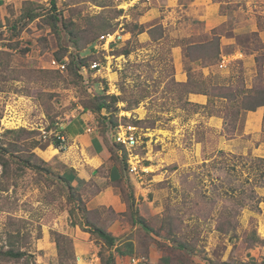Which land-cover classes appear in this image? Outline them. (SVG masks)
Returning a JSON list of instances; mask_svg holds the SVG:
<instances>
[{"label": "rangeland", "instance_id": "1", "mask_svg": "<svg viewBox=\"0 0 264 264\" xmlns=\"http://www.w3.org/2000/svg\"><path fill=\"white\" fill-rule=\"evenodd\" d=\"M237 1L242 8L229 5V19L211 26L192 0H57L56 10L51 0H5L0 249L19 256L0 264H80V257L107 264L112 254L115 264H135L133 257L138 264L264 262V242L250 239L255 231L264 239V187L243 206L239 189L249 187L243 157H264V129L249 134L244 109L229 121L234 102L221 95L233 91L246 101L264 86V39L253 29L255 21L264 27V15H247L264 0ZM215 38L221 56L211 63L204 57L216 53L206 47ZM84 111L127 167L135 204L122 215L86 211L80 187L55 156L67 150L53 144L62 124ZM125 132L134 145L117 139ZM231 138L237 141L226 148ZM230 186L237 190L229 193ZM63 226L84 235L58 242ZM97 227L132 242L134 254L118 256L92 233Z\"/></svg>", "mask_w": 264, "mask_h": 264}, {"label": "crops", "instance_id": "2", "mask_svg": "<svg viewBox=\"0 0 264 264\" xmlns=\"http://www.w3.org/2000/svg\"><path fill=\"white\" fill-rule=\"evenodd\" d=\"M248 1L250 4L251 0ZM263 2H253V7L256 9H253L250 5L247 15L250 14L251 18L257 13L264 15ZM192 3L197 8V12L199 14L202 13L203 18L211 26L222 24L229 19L230 14H233L228 9L229 5L235 6L237 10L242 8L237 0H192ZM4 4L5 0H0V9ZM261 14L260 16H262ZM253 29L258 30L264 39V27H260L259 21L254 22ZM224 37L226 36L224 35ZM195 99L201 100L199 97H195ZM88 116H90V111H84L83 113H79L77 118L62 124V137L66 139L65 147L67 150L61 151L60 149H55L58 151L55 156L65 167L67 166L68 174L73 176L72 184L80 187L83 200L89 210L108 208L113 210L117 215H122L127 211L126 202L123 200L121 193L122 185L124 186L125 183L124 181H118V179L122 178L124 170L117 159L111 158V152L107 143L100 133H95L93 124L88 120ZM263 119V107L254 111H248L247 120H245L246 131L249 134H256L262 131ZM213 122H215L214 125L218 128L223 126L222 119L218 116L213 117ZM236 141V138L226 140L225 147H233ZM73 154H75L76 158H73ZM82 155L85 157H82ZM69 157L72 158L71 162L67 160ZM116 188L120 189L119 193L115 191ZM62 229L74 241L77 240L78 235H84L79 230V227L63 226ZM118 246L121 247L125 256L134 254V250L131 254V249L123 247L124 245L121 242ZM118 256L124 255L119 254ZM90 262L91 260L88 257H80V264H90Z\"/></svg>", "mask_w": 264, "mask_h": 264}, {"label": "trees", "instance_id": "3", "mask_svg": "<svg viewBox=\"0 0 264 264\" xmlns=\"http://www.w3.org/2000/svg\"><path fill=\"white\" fill-rule=\"evenodd\" d=\"M51 5H52L51 9L56 10L57 9V0H51ZM37 15L38 14L36 12H34L31 15L30 18L33 19ZM211 46H215V48L217 49L216 53L215 54L207 53L205 55L204 59L206 61L207 60L208 61H213L211 63H214V61L217 58L219 59L218 56H221V48H220L219 40L217 38H215V39L209 41L207 43L206 47H211ZM199 91L200 90H198V89L197 90H191V92H194V93H202L201 91L200 92ZM250 92H251V94H249V99L246 100V101H244L245 98L242 99V100H238L239 93H234L233 91L231 93H229V92L228 93H224V92L221 93V95L226 96V98H228V99L232 100V102H234V106H235L234 110L235 111H233L234 113H231L229 121L234 122L236 120L237 115L239 113V109H244L245 111H250V110L254 111V110H257L260 107L264 108V86H260L259 85V86H257L256 89H253ZM207 93H211V92H208V90H207L206 94ZM104 106H106L105 102L101 103L98 106L99 111H101V109ZM221 117L224 118L225 127H226L228 125V118H227L226 115L221 116ZM263 129H264V119H263ZM7 132H9V133H19V132L22 133L21 130H19V131L8 130ZM23 132H25V131H23ZM62 136H63V134H61V136L59 137L60 140L58 139V140L53 142V144L56 147H59V146L63 147L64 144L66 143V139L62 140V138H61ZM101 136L103 137V139L105 140V142L108 145V148H109V150L111 152V158L117 159L121 163L122 168L124 170V175L122 176V178L118 179V181H120V182L124 181V183H125L124 186L122 185V192L121 193H122L123 200L126 202V204L128 205V208L130 209V204H132V205L135 204V194H134V192H132L130 190V188L128 187V184L125 181L127 179V176H128L127 167H126V165L124 164V162L122 160H120L118 157L117 158L114 157V154L111 151V148L109 146L108 139H106V137L103 136L102 134H101ZM229 136H233V135H229ZM33 145L36 146L35 144H33ZM222 153H223V151H222ZM33 156H36V155L33 154ZM243 158H244V160L241 159L242 160V163H241L242 167L241 168L243 169V173L244 172L246 173L245 182H247L249 184V187L244 188V183L242 184V182H241V185H240L239 189H241V194H245L246 195V197L244 199L241 198L240 204L242 206L244 205L245 199H254L255 200L257 198V193H256V188L257 187H259V188L264 187V157H254V156L247 155L246 157L244 156ZM26 163L29 164L30 167L36 168L37 164H30L29 159L26 160ZM2 165H3L4 170L7 171L8 167H9V164L7 162H5ZM228 169L236 170V165H232ZM66 179H67V181L72 183L73 179H71V178L69 179L68 177H66ZM234 190L236 191L237 188L231 187V186H230V188H228V192L229 193H232ZM81 201L84 202L83 198L81 199ZM84 209L86 211H89V209L87 208L85 202H84ZM97 210L98 209H95L93 211H97ZM113 213H114V211H113ZM92 233H96L97 238L102 240L103 244L105 246H107L109 248L115 247L117 249V252L120 255H125L124 252L121 250V247L118 246L119 243H120V238L119 237L113 235L110 231H108L107 229L102 228V227L95 228L92 231ZM55 235L57 237V241L58 242H60L62 240L65 241V239L68 238L67 234L65 235V234L60 233L58 231H55ZM250 239H251L252 243L264 242V239H262L260 236H258L256 231L254 232V236L252 238H250ZM123 245H124V247L131 249L130 250L131 254L133 253L134 246H133L132 242L128 241V242H126ZM59 246H60V244H59ZM112 255L109 256V258L107 259V264H115V258L116 257L114 255L113 256ZM9 256H16L17 257L19 255L17 253H15L13 250L0 249V258L9 257ZM219 264H264V262H258L254 258V259H251V260H248V261H243V262H238V263H232V262L224 261V262H221Z\"/></svg>", "mask_w": 264, "mask_h": 264}, {"label": "built area", "instance_id": "4", "mask_svg": "<svg viewBox=\"0 0 264 264\" xmlns=\"http://www.w3.org/2000/svg\"><path fill=\"white\" fill-rule=\"evenodd\" d=\"M62 138V140H65V138L64 137H61ZM119 141H121V142H123V143H125L126 145H130V146H132V145H134L135 143H136V139H135V136L132 134V135H127L126 134V132L124 133V134H120L119 136H118V138H117ZM132 260H133V262L135 263V264H138V262L140 261V259L138 258H132ZM97 261H99V257L97 258V260H93L92 261V264H98L97 263Z\"/></svg>", "mask_w": 264, "mask_h": 264}]
</instances>
